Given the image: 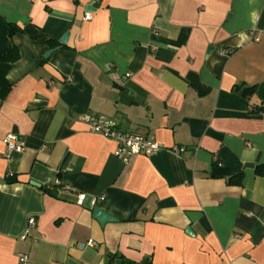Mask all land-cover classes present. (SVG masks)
Wrapping results in <instances>:
<instances>
[{"label":"crops","instance_id":"0c3cea01","mask_svg":"<svg viewBox=\"0 0 264 264\" xmlns=\"http://www.w3.org/2000/svg\"><path fill=\"white\" fill-rule=\"evenodd\" d=\"M13 48L0 264H264V0H0V58ZM85 115L160 149L124 163Z\"/></svg>","mask_w":264,"mask_h":264},{"label":"built area","instance_id":"2783aa9c","mask_svg":"<svg viewBox=\"0 0 264 264\" xmlns=\"http://www.w3.org/2000/svg\"><path fill=\"white\" fill-rule=\"evenodd\" d=\"M91 18L92 15L87 13L84 20L90 21ZM249 38L253 42L260 41V38L255 32H251L249 34ZM68 81H70V79ZM81 120L86 123L91 132L99 134L105 139L114 141L117 144L115 156L124 163L130 162V160L135 156H150L160 149L159 144L154 139L134 131L121 129L113 120L107 118L104 115H85L81 118ZM4 143L6 144L9 153H22L24 151V146L22 144H17L12 136H7ZM173 151L177 153H183L185 152V149L179 148L174 149ZM35 224V219L31 218L29 220V226L33 227ZM28 235L29 232H27L26 235L21 239L25 240ZM86 246L92 248L95 246V242L91 239L86 244H83L82 247ZM27 260V257H23L22 262H27Z\"/></svg>","mask_w":264,"mask_h":264},{"label":"trees","instance_id":"16d2710c","mask_svg":"<svg viewBox=\"0 0 264 264\" xmlns=\"http://www.w3.org/2000/svg\"><path fill=\"white\" fill-rule=\"evenodd\" d=\"M13 33H14V30L11 29V31H10L11 36L13 35ZM17 56H18L17 49L13 48L12 51L8 55L1 57L0 60H2V61H10V60H12L14 58L17 59ZM237 89L238 90L242 89L241 92L246 97H249V96L253 95L255 93V91H256L255 87L246 88L245 86H239V87H237ZM256 173L258 175H264V166L257 167L256 168ZM242 180H243V173L241 172L240 174H237V175H235L234 177L231 178L230 184H232V185H241L242 184ZM6 182L7 183H14V182H16V177L15 176L8 177L6 179ZM43 190L47 194H49L50 196L54 195L52 191H50V190H48L46 188H43ZM117 259H118L117 255L110 256V259H109L107 264H115V262L118 261ZM119 261H123V259L121 258Z\"/></svg>","mask_w":264,"mask_h":264},{"label":"water","instance_id":"95a60500","mask_svg":"<svg viewBox=\"0 0 264 264\" xmlns=\"http://www.w3.org/2000/svg\"><path fill=\"white\" fill-rule=\"evenodd\" d=\"M68 40V35H66L62 40L61 43L66 44ZM53 51L55 50H50L47 52V54L45 55V58H47ZM248 167H253L252 165H248ZM1 182V180H0ZM33 186L35 187H40L38 184L36 183H32ZM93 218L101 225V226H105L108 223H112V222H116L117 220L111 216L110 214H108L106 211H104L102 209V207H95L94 212H93ZM188 234L191 235V232L188 231Z\"/></svg>","mask_w":264,"mask_h":264}]
</instances>
